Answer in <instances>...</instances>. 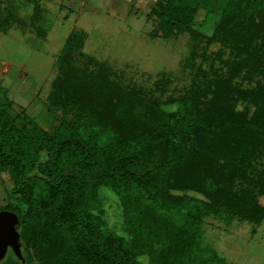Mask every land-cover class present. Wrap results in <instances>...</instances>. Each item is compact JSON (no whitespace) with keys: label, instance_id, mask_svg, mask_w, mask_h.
Returning <instances> with one entry per match:
<instances>
[{"label":"trees","instance_id":"obj_1","mask_svg":"<svg viewBox=\"0 0 264 264\" xmlns=\"http://www.w3.org/2000/svg\"><path fill=\"white\" fill-rule=\"evenodd\" d=\"M201 11L203 21H218L208 41L229 53L211 60L218 68L199 69L176 111L167 112L156 91L83 55L85 37L75 32L42 110L56 119L53 130L14 114L10 99L0 109V174L12 182L0 212L19 217L28 264H141L142 256L150 264H228L202 246L204 219L238 210L260 220L259 207L248 215L255 198L246 185L264 155V0H157L156 33L190 32L201 41L192 29ZM239 103L247 106L238 110ZM255 185L264 194V171ZM101 187L119 197L129 238L104 221ZM2 264L21 263L11 252Z\"/></svg>","mask_w":264,"mask_h":264},{"label":"rangeland","instance_id":"obj_2","mask_svg":"<svg viewBox=\"0 0 264 264\" xmlns=\"http://www.w3.org/2000/svg\"><path fill=\"white\" fill-rule=\"evenodd\" d=\"M156 3L157 0H0V109L10 99L14 114L24 111L35 117L45 130H53L56 119L42 110L45 111L44 102L58 76V56L68 36L75 32L85 37L80 51L83 55L106 63L133 84L144 87L146 92L156 91L167 112L178 110L180 106L176 102L192 88L199 69L209 70L212 64L218 68L219 61L211 60L222 50L227 58L229 50L221 42L208 41L218 21H203L204 11L196 18L200 24L192 25L193 30L203 35L201 41L190 32L175 33L168 38L161 32L156 33L160 24L153 12ZM197 43L198 54L192 67L187 61ZM169 100L172 103L165 105ZM246 106L239 103L237 109ZM8 120L15 122L12 115ZM22 125L29 133L33 129L31 123ZM260 149L264 152V144ZM41 157L47 158L46 154ZM251 167L252 175H257L256 183L259 173L264 171V155L255 159ZM255 183L246 185L255 198L253 212L248 211V215L255 217L257 208L263 209V215L258 213L259 221L235 215L238 211L235 210L230 214L211 215L202 223V246L210 247L206 251L209 253L213 249L228 264H264V194L259 193ZM11 186L9 175L0 174L2 207L8 203L7 191ZM99 192L104 221L129 238L125 234L119 197L109 187H101ZM187 193L205 199L198 192ZM23 249L21 241L19 253L8 248L0 264L11 252L21 264H28ZM140 263L150 264L149 257L142 256Z\"/></svg>","mask_w":264,"mask_h":264},{"label":"water","instance_id":"obj_3","mask_svg":"<svg viewBox=\"0 0 264 264\" xmlns=\"http://www.w3.org/2000/svg\"><path fill=\"white\" fill-rule=\"evenodd\" d=\"M19 226L20 220L15 213L7 210L0 212V259L5 256L8 248L19 253L21 240Z\"/></svg>","mask_w":264,"mask_h":264}]
</instances>
